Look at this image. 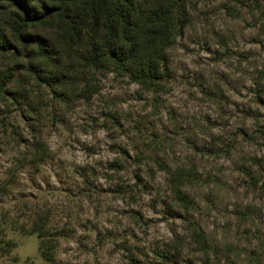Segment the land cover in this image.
I'll return each mask as SVG.
<instances>
[{"label": "rangeland", "instance_id": "374dc122", "mask_svg": "<svg viewBox=\"0 0 264 264\" xmlns=\"http://www.w3.org/2000/svg\"><path fill=\"white\" fill-rule=\"evenodd\" d=\"M185 7L161 91L14 97L0 54V264H264V0Z\"/></svg>", "mask_w": 264, "mask_h": 264}, {"label": "trees", "instance_id": "16d2710c", "mask_svg": "<svg viewBox=\"0 0 264 264\" xmlns=\"http://www.w3.org/2000/svg\"><path fill=\"white\" fill-rule=\"evenodd\" d=\"M185 12V0H0V54L14 63L0 77L17 84L14 97L32 79L56 95L88 102L101 71L161 91L172 74L167 50ZM175 194L190 204L178 187ZM39 238L41 256L52 261L43 233Z\"/></svg>", "mask_w": 264, "mask_h": 264}]
</instances>
